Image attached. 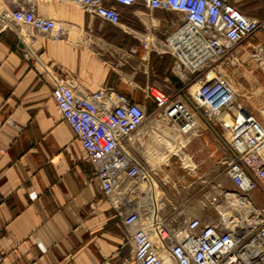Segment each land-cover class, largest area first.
Listing matches in <instances>:
<instances>
[{
  "label": "built area",
  "instance_id": "1",
  "mask_svg": "<svg viewBox=\"0 0 264 264\" xmlns=\"http://www.w3.org/2000/svg\"><path fill=\"white\" fill-rule=\"evenodd\" d=\"M10 1L17 2L0 0V35L28 28L60 39L64 27L36 11L42 1L78 5L114 25L122 17L115 5L140 3L178 14L163 38L145 34L139 39L143 61L151 51L170 54L173 72L184 83L176 91L148 85L151 112L110 87L82 92L74 79L54 77L53 99L80 142L101 194L118 211L135 264H264V127L246 113L227 75L244 68L238 48L264 30V20L245 15L230 0H24L17 7ZM137 52L133 47L124 54ZM24 56L35 57L31 52ZM251 58L264 72L262 45L254 47ZM260 113L264 119V105ZM204 131L213 132L227 149L224 177L230 182V187L223 180L213 187L208 198L215 213L209 217L191 215L167 188L168 175L159 177L136 154L160 151L165 156L179 145L182 151L168 160L176 156L181 167L193 169L183 150ZM157 190L159 203L153 197ZM0 264H7L1 250Z\"/></svg>",
  "mask_w": 264,
  "mask_h": 264
},
{
  "label": "crops",
  "instance_id": "2",
  "mask_svg": "<svg viewBox=\"0 0 264 264\" xmlns=\"http://www.w3.org/2000/svg\"><path fill=\"white\" fill-rule=\"evenodd\" d=\"M230 1L245 15L264 19V0ZM115 6L122 13L118 25L78 5L42 1L36 11L64 27L60 39L28 28L0 35V250L7 264H135L118 211L101 194L92 166L52 96L54 77L74 79L82 92L110 87L153 110L154 101L145 97L148 85L183 88L173 72L174 57L151 51L143 61L139 41L145 34L163 38L178 14L140 3ZM256 45L264 47V30L239 46L244 68L227 75L246 113L264 127V72L251 58ZM133 47L138 52L127 57L124 53ZM25 52L35 57L27 59ZM214 147L190 153L202 155L214 168L225 154ZM137 155L159 173L174 168L173 156L163 160V152ZM221 180L226 182L224 176Z\"/></svg>",
  "mask_w": 264,
  "mask_h": 264
},
{
  "label": "rangeland",
  "instance_id": "3",
  "mask_svg": "<svg viewBox=\"0 0 264 264\" xmlns=\"http://www.w3.org/2000/svg\"><path fill=\"white\" fill-rule=\"evenodd\" d=\"M258 71L262 74L260 70ZM152 108L153 105L148 106L149 112H151ZM204 137L207 138V142L204 140ZM213 146H216L214 147L215 151L218 150L223 153L224 151H227V149L225 150L223 148V142L214 138L213 132L204 131L203 133H196L183 150L185 154L190 155L192 159L190 165L194 168L181 167V162L178 157L173 156L171 162L173 163L174 168L172 171L164 173L168 175V179L171 181L167 184V188H169L170 192L176 195L179 200L185 203L190 214L194 216L209 217L214 215L215 210L210 205L208 197L212 195L214 191L213 187L224 176L226 165H224L223 162L227 160V155L223 154L218 165L211 168L212 166L209 164L206 165V163L203 162V159H201L202 155L193 156L190 151H209ZM164 174L159 173V177H163ZM182 175L186 177L184 180H180ZM173 182L176 183L175 186H173ZM226 185H230L228 179H226Z\"/></svg>",
  "mask_w": 264,
  "mask_h": 264
},
{
  "label": "bare ground",
  "instance_id": "4",
  "mask_svg": "<svg viewBox=\"0 0 264 264\" xmlns=\"http://www.w3.org/2000/svg\"><path fill=\"white\" fill-rule=\"evenodd\" d=\"M180 151H182V148H180V146L177 145L176 148L172 149L171 151H168V153L163 157V160L167 159L170 156L171 153H173V152H176V153L179 152L180 153ZM143 186L146 187V188H149V185L146 184V183H144ZM153 197L160 199L161 192H158V191L153 192Z\"/></svg>",
  "mask_w": 264,
  "mask_h": 264
}]
</instances>
